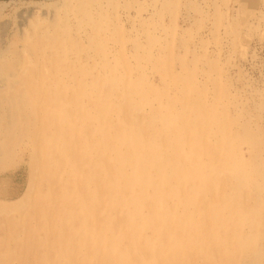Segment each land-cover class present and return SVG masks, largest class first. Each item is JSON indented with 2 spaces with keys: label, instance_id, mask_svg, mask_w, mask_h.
Instances as JSON below:
<instances>
[{
  "label": "rangeland",
  "instance_id": "obj_1",
  "mask_svg": "<svg viewBox=\"0 0 264 264\" xmlns=\"http://www.w3.org/2000/svg\"><path fill=\"white\" fill-rule=\"evenodd\" d=\"M0 94V264H264V0H0Z\"/></svg>",
  "mask_w": 264,
  "mask_h": 264
},
{
  "label": "bare ground",
  "instance_id": "obj_2",
  "mask_svg": "<svg viewBox=\"0 0 264 264\" xmlns=\"http://www.w3.org/2000/svg\"><path fill=\"white\" fill-rule=\"evenodd\" d=\"M55 7H56V6H55ZM63 10H64V9H63ZM56 17H57V16H56ZM51 19H52V18H51ZM42 20H43V19H42ZM34 22H35V21H34ZM37 24H38V23H37ZM33 25H34V24H33ZM31 27H32V26H31ZM41 36H42V35H41ZM24 39H25V38H24ZM26 39H27V38H26ZM28 39H29V38H28ZM28 39H27V40H28ZM37 43H38V42H37ZM55 44H56V43H55ZM59 44H60V43H59ZM53 45H54V44H53ZM57 45H58V44H57ZM59 46H60V45H59ZM57 48H59V47H57ZM60 48H61V47H60ZM204 48H205V47H204ZM61 49H62V48H61ZM24 56H25V55H24ZM21 58H22V57H21ZM21 58H20V59H21ZM59 58H60V57H59ZM22 59H24V58H22ZM145 59H146V58H145ZM15 60H16V59H15ZM164 60H165V59H164ZM23 61H24V60H23ZM23 61H22V62H23ZM55 61H56V59H55ZM24 62H25V61H24ZM162 62H163V61H162ZM162 62H161V64H162ZM12 63H13V62H12ZM166 63H167V62H166ZM21 64H22V63H21ZM73 64H74V63H73ZM73 64H72V66H73ZM17 65L19 66L20 64H16V66H17ZM25 65H26V64H25ZM70 65H71V64H70ZM75 65H76V64H75ZM167 65H168V64H167ZM21 66H22V65H21ZM21 66H20V67H21ZM31 66H32V65H31ZM76 66H77V65H76ZM161 66H163V65H160V67H161ZM169 66H170V65H169ZM34 67H35V66H34ZM165 67H166V66H165ZM73 68H76V67H73ZM80 68H81V67H80ZM166 68H168V67H166ZM67 69H68V68H67ZM67 69H66V70H67ZM173 69H174V68H173ZM23 70H24V69H23ZM23 70H22V71H23ZM83 70H84V69H83ZM88 70H89V69H88ZM168 70H169V69H168ZM78 71H79V70H78ZM89 71H90V70H89ZM12 72H13V71H12ZM170 72H171V71H170ZM69 73H70V72H69ZM71 73H72V72H71ZM11 74L13 75V73H11ZM72 74H74V73H72ZM83 74H84V73H83ZM88 74H89V73H88ZM31 76H32V75H31ZM170 76H171V75H170ZM89 77H91V75H90ZM8 78H9V77H8ZM35 79H36V78H35ZM92 79H93V78H92ZM104 80H105V79H104ZM19 81H20V80H19ZM34 81H35V80H34ZM93 82H94V80H93ZM100 82H101V81H100ZM19 83H20V82H19ZM27 83H28V82H27ZM35 83H36V81H35ZM123 83H124V82H123ZM10 84H11V83H10ZM10 84H9V85H10ZM95 84H96V83H95ZM124 84H125V83H124ZM134 84H135V83H134ZM12 85H13V84H12ZM12 85H11V86H12ZM36 85H37V84H36ZM100 85H101V84H100ZM100 85H99V86H100ZM111 85H112V84H111ZM32 86H33V85H32ZM74 86H75V85H74ZM93 86H94V84H93ZM109 86H110V85H109ZM133 86H134V85H133ZM34 87H35V86H34ZM34 87H33V88H34ZM113 87H114V86H113ZM129 87H130V86H129ZM216 87H217V86H216ZM76 88H77V87H76ZM76 88H75V89H76ZM104 88H105V87H104ZM89 89H90V88H89ZM91 89H92V88H91ZM93 89H94V88H93ZM96 89H97V88H96ZM106 89H107V88H106ZM106 89H105V90H106ZM164 89H165V88H164ZM164 89H163V91H164ZM76 90H77V89H76ZM87 90H88V89H87ZM97 90H98V89H97ZM99 90H100V89H99ZM99 90H98V92H99ZM102 90H103V89H102ZM129 90H131V88H130ZM141 90H142V89H141ZM217 90H218V89H217ZM103 91H104V90H103ZM114 91H116V90H114ZM126 91H127V90H126ZM138 91H139V90H138ZM142 91H143V90H142ZM156 91H157V90H156ZM14 92H15V91H14ZM20 92H21V91H20ZM20 92H19V93H20ZM87 92H88V91H87ZM87 92H85V93H87ZM127 92H128V91H127ZM130 92H131V91H130ZM149 92H150V91H149ZM149 92H148V93H149ZM153 92H154V91H153ZM158 92H160V91H158ZM19 93H18V91H17V94H19ZM26 93H27V92H26ZM76 93H77V92H76ZM112 93H113V92H112ZM132 93H133V92H132ZM141 93H142V92H141ZM160 93H161V92H160ZM15 94H16V93H15ZM17 94H16V95H17ZM69 94H70V93H69ZM77 94H78V93H77ZM77 94H76V95H77ZM133 94H134V93H133ZM150 94H151V92H150ZM161 94H162V93H161ZM0 95H3V94H0ZM5 95H6V94H5ZM12 95H13V94H12ZM20 95H21V94H20ZM60 95H61V94H60ZM97 95H98V94H97ZM128 95H130V94H128ZM137 95L139 96V94H136V96H137ZM141 95H142V94H141ZM148 95H149V94H148ZM148 95H146V96H148ZM154 95H155V94H154ZM154 95H153V96H154ZM9 96H10V95H9ZM83 96H84V95H83ZM150 96H151V95H150ZM156 96H157V95H156ZM159 96H160V95H159ZM1 97H2V96H1ZM15 97H16V96H15ZM21 97H22V96H21ZM25 97H26V96H25ZM35 97H36V96H35ZM79 97H80V96H79ZM141 97H142V96H141ZM141 97H140V98H141ZM80 98H81V97H80ZM130 98H131V97H130ZM138 98H139V97H138ZM8 99H9V98H8ZM17 99H18V98H17ZM19 99H20V98H19ZM29 99H30V98H29ZM222 99H223V98H222ZM20 100H21V99H20ZM120 100H121V99H120ZM122 100H123V99H122ZM187 100H188V102H189V99H187ZM187 100H185L186 103H187ZM6 101H7V100H6ZM21 101H22V100H21ZM73 101H74V100H73ZM78 101H79V100H78ZM101 101H102V100H101ZM137 101H138V100H137ZM137 101H136V102H137ZM142 101H143V100H142ZM149 101H151V100H148V102H149ZM4 102H5V101H4ZM30 102H31V100H30ZM48 102H49V101H48ZM56 102H57V101H56ZM79 102H80V101H79ZM92 102H93V101H92ZM143 102H144V101H143ZM145 102H146V101H145ZM145 102H144V103H145ZM170 102H171V101H170ZM10 103H11V102H10ZM51 103H52V102H51ZM120 103H121V102H120ZM120 103H119V104H120ZM129 103H130V102H129ZM146 103H147V102H146ZM181 103H183V102H181ZM13 104H14V102H13ZM34 104H35V103H34ZM44 104H45V103H44ZM72 104H73V103H72ZM123 104H124V103H123ZM126 104H127V103H126ZM130 104H131V103H130ZM136 104H137V103H136ZM139 104H141V103H139ZM197 104H198V105H201V102H197ZM202 104H203V102H202ZM205 104H206V103H205ZM29 105H30V104H29ZM41 105H42V104H41ZM41 105H40V106H41ZM53 105H55V104H53ZM75 105H76V104H75ZM132 105L134 106V104H132ZM137 105H138V104H137ZM137 105H136V106H137ZM143 105H144V104H142V106H143ZM186 105H187V104H186ZM189 105H190V103H189ZM191 105H192V103H191ZM214 105H215V104H213V106H214ZM40 106H39V107H40ZM122 106H123V105H122ZM180 106H181V105H180ZM217 106H219V105H217ZM217 106H215V107H216V110H217ZM14 107H15V106H14ZM18 107H19V106H18ZM34 107H35V106H34ZM34 107H33V108H34ZM119 107H120V106H119ZM123 107H124V106H123ZM125 107H126V106H125ZM140 107H141V106H140ZM182 107H185V106L183 105ZM191 107H192V106H191ZM202 107H204V108H202V109H203V113H202V114L200 113L199 118L196 117V118H197V121H196V122L194 121V122H195L194 124L186 125L185 123L182 122L181 117H183V116H181V114H178V115L176 116V118L179 116V119H181V120H180V123L183 124V125L179 124V127L181 128V130H183V133H184V130H186V133H185V134H187L189 137H190V136H193L194 133L197 132V131H199V130H202V129L204 130L203 126H204L205 121L208 120V114H209V112H208V109L204 106V104H203ZM211 107H212V106H211ZM99 108H100V107H99ZM120 108H121V107H120ZM120 108H119V109H120ZM135 108H136V107H135ZM189 108H190V107H189ZM218 108H219V107H218ZM10 109H11V108H10ZM17 109H18V108H17ZM30 109H31V108H30ZM131 109H132V108H131ZM139 109H140V108H137V110H139ZM163 109H164V108H163ZM174 109H175V108H174ZM176 109H177V108H176ZM198 109H199V107H198ZM212 109H213V108H212ZM20 110H21V109H20ZM77 110H78V109H77ZM180 110H181V109H180ZM196 110H197V107H196ZM196 110H195V111H196ZM210 110H211V109H210ZM223 110H224V109H223ZM223 110H222V113H223ZM29 111H30V110H29ZM99 111H101V110H99ZM125 111H126V110H125ZM171 111H172V110H171ZM176 111H177V110H176ZM211 111H212V110H211ZM211 111H210V112H211ZM213 111H214V112H212L211 114H213V113L215 114V110H214V109H213ZM219 111H220V110H219ZM219 111H218V112H219ZM14 112H15V111H14ZM33 112H34V111H33ZM79 112H80V110H79ZM136 112H137V111H136ZM162 112H163V110H162ZM218 112H216V113L218 114ZM0 113H1V112H0ZM80 113H81V112H80ZM180 113H181V112H180ZM224 113H225V112H224ZM7 114H9V113H7ZM10 114H11V113H10ZM78 114H79V113H78V111H77V115H78ZM187 114H188V113H187ZM196 114H198V113H196ZM220 114H221V113H220ZM15 115H16V114H15ZM19 115H20V114H19ZM77 115H76V116H77ZM101 115H102V114H101ZM209 115H210V114H209ZM225 115H226V114H224V118L226 117ZM17 116H18V115H17ZM21 116H22V115H21ZM25 116H26V114H25ZM27 116H28V115H27ZM57 116H58V115H57ZM70 116H71V115H70ZM102 116H103V115H102ZM102 116H101V118H102ZM150 116H151V115H150ZM210 116H214V115H210ZM49 117H50V116H49ZM49 117H48V118H49ZM71 117H72V116H71ZM79 117H80V116H79ZM134 117H135V116H134ZM220 117H221V116H220ZM54 118H55V115H54ZM124 118H125V117H124ZM128 118H129V117H128ZM144 118H145V117H144ZM144 118H143V119H144ZM151 118H152V117H151ZM209 118H210V117H209ZM224 118H223V119H224ZM131 119H132V116H131ZM131 119H130V120H131ZM134 119H135V118H134ZM211 119H212V117H211ZM216 119H218V121H220V119H219L218 117H217ZM235 119H236V118H235ZM238 119H239V118H238ZM238 119H237V120H238ZM0 120H1V119H0ZM36 120H37V119H36ZM51 120H52V119H51ZM56 120H57V119H56ZM58 120H59V119H58ZM77 120H78V119H77ZM124 120H125V119H124ZM128 120H129V119H128ZM165 120H166V118H164V121H165ZM168 120H169V118H168ZM186 120H187V119H186ZM188 120H189V119H188ZM14 121H15V119H14ZM26 121H27V120H26ZM26 121H25V122H26ZM34 121H35V119H34ZM48 121H49V120H48ZM70 121H71V120H70ZM72 121H74V120H72ZM134 121H135V120H134ZM137 121H138V120H137ZM143 121H146V120H143ZM147 121H148V120H147ZM147 121H146V122H147ZM154 121H155V120H154ZM176 121H178V120L175 119L174 122H176ZM189 121H190V120H189ZM216 121H217V120H216ZM226 121H228V120H226ZM226 121H225V122H226ZM1 122H2V121H1ZM25 122H24V123H25ZM31 122H32V121H31ZM31 122H30V123H31ZM131 122H132V121H131ZM138 122H139V121H138ZM150 122H151V120H150ZM158 122H159V121H158ZM187 122H188V121H187ZM187 122H186V123H187ZM198 122H199V123H198ZM220 122H221V121H220ZM235 122H236V121H235ZM238 122H239V121H238ZM27 123H29V122H27ZM51 123H52V122H51ZM129 123H130V121H129ZM141 123H142V122H141ZM176 123H177V122H176ZM176 123H175V124H176ZM212 123H214V122L212 121ZM212 123H211V124H212ZM240 123L242 124V121H241ZM102 124H103V123H102ZM126 124H127V123H126ZM142 124H143V123H142ZM142 124H139V126L142 125ZM184 124H185V125H184ZM197 124H198V125H197ZM219 124H220V123H219ZM221 124H222V123H221ZM251 124H253V123H251ZM1 125H2V124H1ZM25 125H26V124H25ZM27 125H28V124H27ZM27 125H26V126H27ZM31 125H32V124H31ZM50 125H51V124H50ZM52 125H53V124H52ZM134 125H135V124H134ZM134 125H132V126H134ZM152 125H153V124H152ZM152 125H151V126H152ZM177 125H178V124H177ZM225 125H226V124H225ZM244 125H245V124H244ZM28 126H29V125H28ZM59 126H60V125H59ZM74 126H76V125H74ZM136 126H137V125H136ZM144 126H145V125H144ZM156 126H157V125H156ZM249 126H251V125H249ZM252 126H253V125H252ZM17 127H18V126H17ZM33 127H34V126H33ZM130 127H131V124H130ZM200 127H201V129H200ZM219 127H221V125H219ZM30 128H31V127H30ZM104 128H105V127H103V129H104ZM134 128H135V127H134ZM216 128H218V127H216ZM239 128H240V127H239ZM243 128H244V127H243ZM34 129H36V127H35ZM50 129H51V128H50ZM77 129H78V128H77ZM129 129H130V128H128V130H129ZM145 129H146V128H145ZM149 129H150V128H149ZM157 129H158V128H157ZM221 129H222V128H221ZM237 129H238V128H237ZM237 129H236V131H238ZM241 129H242V128H241ZM251 129H252V128H251ZM75 130H76V129H75ZM75 130H74V132H75ZM130 130H131V129H130ZM134 130H135V129H134ZM178 130H179V129H177V132H178ZM191 130H192V131H191ZM222 130H223V129H222ZM222 130H221V131H222ZM244 130H246V128H245ZM249 130H250V129H249ZM12 131H13V130H12ZM22 131H23V130H22ZM27 131H29V130H27ZM147 131H148V130H147ZM149 131H150V130H149ZM239 131H240V130H239ZM253 131H254V130H253ZM25 132H26V131H25ZM30 132H32V130H31ZM34 132H35V131H34ZM132 132H134V131H132ZM135 132H136V133H135V138H134V139H139V138H141V139L145 140V141L142 140L144 143H146V144H144L145 147L150 148V146H151L150 140H149V141L147 140V138H149L150 136H149V137H148V136H145V132H146V131H145L143 128H140V129L136 130ZM233 132H234V131H233ZM245 132H246V131H245ZM22 133H23V132H22ZM60 133H61V132H60ZM60 133H59V134H60ZM180 133H181V132H180ZM228 133H229V132H228ZM234 133L236 134V132H234ZM240 133H241V132H240ZM240 133H239V134H240ZM249 133H250V132H249ZM251 133H252V132H251ZM253 133L255 134V132H253ZM4 134H5V133H4ZM24 134H25V133H24ZM49 134H51V133H49ZM59 134H58V135H59ZM154 134H155V133H154ZM185 134H184V135H185ZM58 135H57V136H58ZM74 135H75V134H74ZM74 135H73V136H74ZM157 135H158V134H157ZM175 135H176V134H175ZM181 135H182V134H181ZM221 135H223V132H222ZM226 135H227V134H226ZM237 135H238V134H237ZM255 135H257V134H255ZM255 135L250 134V137H251V136L254 137ZM15 136H16V135H15ZM59 136H60V135H59ZM159 136H160V135H159ZM159 136H158V137H159ZM177 136H178V135H177ZM238 136H239V135H238ZM244 136H245V135H244ZM244 136H242V137H244ZM247 136H248V134H247ZM78 137H79V136H78ZM228 137H229V135H228ZM248 137H249V136H248ZM255 137H256V136H255ZM260 137H261V136H260ZM17 138H18V137H17ZM160 138H161V139H164L163 136H160ZM191 138H192V137H191ZM224 138H225V137H224ZM256 138H257V137H256ZM261 138H262V137H261ZM261 138H260V139H261ZM15 139H16V138H15ZM39 139H40V138H39ZM47 139H48V138H47ZM74 139H75V138H74ZM78 139H79V138H78ZM225 139H226V138H225ZM235 139H236V138H235ZM235 139H234V141H235ZM237 139H238V138H237ZM254 139H255V138H254ZM254 139H253V140H254ZM57 140H58V139H57ZM61 140H62V139H61ZM66 140H67V139H66ZM219 140H220V139H219ZM228 140H229V139H228ZM256 140H259V139H256ZM256 140H255V141H256ZM16 141H17V140H16ZM16 141H15V142H16ZM44 141H45V140H44ZM71 141H72V140H71ZM155 141H156V140H155ZM261 141H262V140H261ZM39 142H41V141H39ZM46 142H47V141H46ZM48 142H49V141H48ZM69 142H70V141H69ZM69 142H68V143H69ZM74 142H75V141H74ZM74 142H73V143H74ZM170 142H171V141H170ZM218 142H219V141H218ZM230 142H231V141H230ZM230 142H229V144H231ZM232 142H233V141H232ZM238 142H239L240 147H241V146H244L245 144H248V143H246V142H247V138H241V137H240V139H239ZM256 142H257V141H256ZM262 142H263V141H262ZM6 143H7V142H6ZM33 143H34V142H33ZM59 143H60V142H59ZM63 143H64V142H63ZM153 143H154V142H153ZM221 143H222V142H221ZM224 143H225V142H224ZM251 143H252V142H251ZM253 143H254V142H253ZM258 143H259V142H257V144H258ZM12 144H13V142H12ZM47 144H48V143H47ZM120 144H121V143H120ZM123 144H124V143H123ZM218 144H220V142H219ZM254 144H255V143H254ZM259 144H260V143H259ZM8 145H9V144H8ZM59 145H60V144H59ZM124 145H125V144H124ZM262 145L264 146V144H262ZM74 146H75V145H74ZM78 146H80V145H78ZM100 146H101V145H100ZM109 146L112 147V145H109ZM135 146H136V145H135ZM222 146H223V145H222ZM225 146L228 147L229 145H226V144H225ZM249 146H252V148H253V145H249ZM259 146H260V145H259ZM10 147H11V146H10ZM39 147L41 148V146H39ZM65 147H66V146H65ZM68 147H69V146H68ZM68 147H67V148H68ZM81 147H82V146H81ZM107 147H108V146H107ZM113 147H114V146H113ZM113 147H112V148H113ZM132 147H133V146H132ZM138 147H139V146H138ZM145 147H144V148H145ZM218 147H219V146H218ZM237 147H239V146H237ZM8 148H9V147H8ZM49 148H50V146H49ZM84 148H85V147H84ZM87 148H88V146H87ZM87 148H85V149H87ZM90 148H91V147H90ZM101 148H102V147H101ZM135 148H136V147H135ZM144 148H143V149H144ZM54 149H56V148L54 147ZM131 149H132V148H131ZM131 149H130V150H131ZM138 149H139V148H138ZM145 149H146V148H145ZM225 149H227V148H225ZM258 149H259V148H258ZM262 149H263V148H262ZM80 150H81V149H80ZM100 150H101V149H100ZM128 150H129V149H128ZM219 150H221V149L219 148ZM253 150H255V151H253ZM7 151H8V150H7ZM83 151H85V150H83ZM86 151H87V150H86ZM88 151H89V150H88ZM96 151H98V150H96ZM122 151H123V150H122ZM125 151H126V150H125ZM132 151H134V150H132ZM143 151H145V150H143ZM148 151H149V150H147V152H148ZM234 151H235V150H234ZM252 151H253V152H252ZM252 151H251V152L254 153V154L251 155V156H253V158H254V160H255V163L257 164V161H256V160L258 159L259 154H260L261 151L258 152V150H257V149H254V148L252 149ZM79 152L82 154V151H79ZM99 152H101V151H99ZM118 152H119V151H118ZM135 152H136V151H135ZM141 152H142V151H141ZM149 152H150V151H149ZM174 152H175V151H174ZM174 152H173V153H174ZM91 153H92V152H91ZM101 153H102V152H101ZM106 153H107V152H106ZM116 153H117V151H116ZM122 153H123V152H122ZM143 153H144V152H143ZM257 153H259V154H257ZM34 154H35V153H34ZM49 154H50V151H49ZM60 154H61V153H60ZM107 154H108V153H107ZM131 154H132V153H131ZM137 154H139V150H138ZM230 154H231V153H230ZM249 154H250V153H249ZM249 154H248V155H249ZM261 154H262V153H261ZM263 154H264V153H263ZM54 155H55V154H54ZM89 155H90V154H89ZM102 155H103V154H102ZM132 155H133V156H136L135 153L132 154ZM141 155H142V154H141ZM236 155H237V154H236ZM75 156H76V155H75ZM79 156H80V154H79ZM87 156H88V155H87ZM105 156H106V155H105ZM108 156H109V154H108ZM146 156H147V155H146ZM261 156H262V155H261ZM120 157H121V156H120ZM262 157H263V156H262ZM60 158H61V157H60ZM90 158H91V157H90ZM103 158H105V157H103ZM141 158H142V157H141ZM250 158H251V157H250ZM139 159H140V158H139ZM143 159H144V158H143ZM48 160H49V159H48ZM96 160H97V159H96ZM129 160H131L130 157H129V159H127V161H129ZM133 160H134V159H133ZM149 160H150V159H149ZM233 160L236 162V165H235V167H234V170L237 171V170L240 168L239 165L243 163V162H242V158H240L239 156H236V160H235V158H233ZM250 160H252V159H250ZM46 161H47V160H46ZM46 161H45V162H46ZM66 161H67V159L65 160V162H66ZM138 161H140V160H138ZM150 161H151V160H150ZM55 162H56V161H55ZM67 162H68V161H67ZM69 162H70V161H69ZM98 162H99V161H98ZM106 162H108V161H106ZM235 162H234V163H235ZM251 162H254V161H251ZM48 163H49V162H48ZM79 163H80V162H79ZM100 163H102V162H100ZM110 163H111V161H110ZM110 163H109V164H110ZM140 163H141V162H140ZM145 163H146V162H145ZM183 163H184V162H183ZM258 163H259V162H258ZM68 164H69V163H68ZM147 164H148V163H147ZM149 164L152 165V163H150V162H149ZM190 164H191V162H190ZM250 164H251V163H250ZM252 164H253V163H252ZM256 164H255V165H256ZM259 164H261V163H259ZM69 165H70V164H69ZM71 165H72V164H71ZM71 165H70V166H71ZM94 165H95V164H94ZM97 165H100V164H97ZM101 165H103V164H101ZM141 165H143V164H141ZM150 165L148 166L149 168H150ZM47 166H48V165H47ZM51 166H52V165H51ZM51 166H50V167H51ZM56 166H57V165H56ZM73 166H75V165H73ZM110 166H111V165H110ZM138 166H140V165H138ZM48 167H49V166H48ZM52 167H53V166H52ZM80 167H81V166H80ZM151 167H152V166H151ZM190 167H191V166H190ZM253 167H254V166H253ZM63 168H64V167H63ZM83 168H84V167H83ZM97 168H98V167H97ZM102 168H103V167H102ZM132 168H135V167L132 166ZM255 168H256V175H257L259 178L262 179V182H263V190H264V163L261 164V165H258V164H257V165L255 166ZM255 168H253V169H255ZM108 169H109V167H108ZM230 169H231V168H230ZM69 170H70V169H69ZM71 170H72V169H71ZM73 170H74V169H73ZM73 170H72V171H73ZM82 170H83V169H82ZM145 170H146V169H145ZM161 170H162V169H161ZM161 170H160V171H161ZM231 170H232V169H231ZM53 171H54V170H53ZM57 171H58V170H57ZM67 171H68V169H67ZM92 171H93V170H92ZM99 171H101V170H99ZM224 171H225V170H224ZM77 172H78V170H77ZM87 172H89V171H87ZM93 172H94V171H93ZM118 172H119V171H118ZM157 172H158V171H157ZM233 172H234V171H233ZM51 173H52V172H51ZM55 173H56V172H55ZM73 173H74V172H73ZM220 173H221V172H220ZM222 173H223V172H222ZM235 173H238V171L235 172ZM235 173H234V174H235ZM47 174H49V172H48ZM89 174H90V173H89ZM137 174H138V173H137ZM148 174H149V173H148ZM58 175H59V174H58ZM83 175H84V174H83ZM104 175H105V174H104ZM104 175H103V176H104ZM140 175H141V174H140ZM140 175H139V176H140ZM143 175H144V173H143ZM223 175H224V174H223ZM85 176H86V175H85ZM105 176H106V175H105ZM235 176H236V175H235ZM253 176H254V175H253ZM52 177H53V176H52ZM64 177H65V176H64ZM88 177H89V176H88ZM106 177H107V176H106ZM122 177H123V175H122ZM140 177H141V176H140ZM220 177H221V176H220ZM229 177H231V176H229ZM232 177H233V176H232ZM73 178H75V176H74ZM73 178H72V180H73ZM79 178H80V177H79ZM84 178H85V177L83 176V179H84ZM102 178H103V177H102ZM126 178H127V177H126ZM81 179H82V176H81ZM81 179H79V180H81ZM90 179H91V178H89V180H90ZM108 179H109V178H108ZM123 179H125V178L123 177ZM223 179H224V178H223ZM223 179H222V180H223ZM229 179H230V178H229ZM235 179H236V178H235ZM74 180H75V179H74ZM84 180H85V179H84ZM91 180H92V179H91ZM137 180H138V179H137ZM158 180H159V179H158ZM171 180H172V179H171ZM226 180H227V179H226ZM226 180H223V183H224V181L226 182ZM103 181H104V180H103ZM107 181H108V180H107ZM134 181H135V180H134ZM156 181H157V180H156ZM161 181H162V180H161ZM163 181H164V178H163ZM219 181H220V179H219ZM230 181H231V180H230ZM233 181H234V180H233ZM252 181H253V180H252ZM83 182H84V181H83ZM104 182H105V181H104ZM126 182H127V181H126ZM102 183H103V182H102ZM106 183H107V182H106ZM109 183H110V182H108V184H109ZM251 183H252V182H251ZM70 184H71V183H70ZM93 184H94V181H93ZM110 184H111V183H110ZM133 184H134V182H133ZM156 184H157V183H156ZM164 184H165V182H164ZM166 184H167V183H166ZM173 184H174V183H173ZM218 184H220V183H218ZM224 184H225V183H224ZM231 184H232V183H231ZM233 184L235 185V183H233ZM233 184H232V185H233ZM249 184H250V183H249ZM94 185H95V184H94ZM102 185H103V184H102ZM148 185H149V184H148ZM158 185H159V184H158ZM171 185H172V184H171ZM221 185H222V181H221ZM226 185H227V184H226ZM79 186H80V185H79ZM105 186L108 187V185H105ZM130 186H131V185H130ZM145 186H146V185H145ZM176 186H177V185H176ZM219 186H220V185H219ZM228 186H229V185H228ZM236 186H237V184H236ZM238 186H239V185H238ZM132 187H133V186H132ZM220 187H221V186H220ZM229 187H230V186H229ZM233 187H235V186H233ZM252 187H253V186H252ZM71 188H74V187H71ZM105 188H106V187H105ZM222 188H223V187H222ZM222 188H221V189H222ZM226 188H227V187H226ZM176 189H177V188H176ZM236 189H238V187H237ZM244 189H245V188H244ZM99 190H100V189H99ZM102 190H103V189H102ZM105 190H106V189H105ZM110 190H111V188H110ZM151 190H152V189H151ZM156 190H157V189H156ZM170 190H171V189H170ZM229 190H230V189H229ZM245 190H246V189H245ZM84 191H85V189H84ZM107 191H108V189H107ZM111 191H112V190H111ZM176 191H177V190H176ZM178 191H180V190H178ZM232 191H233V188H232ZM234 191H235V189H234ZM239 191H240V190H239ZM239 191H238V192L236 191V193L238 194ZM91 192H92V189H91ZM94 192H95V191H93V193H94ZM99 192H100V191H99ZM114 192L116 193L117 191H114ZM114 192L112 191V193H114ZM149 192H150V191H149ZM261 192H262V191H261ZM104 193H105V192H104ZM109 193H111V192H109ZM146 193H147V190H146ZM151 193H153V192H151ZM230 193H231V192H230ZM241 193H242V192H241ZM245 193H246V192H245ZM85 194H86V193H85ZM85 194H84V195H85ZM99 194H100V193H98V195H99ZM105 194H106V193H105ZM117 194H118V193H117ZM175 194H178V193H175ZM228 194H229V193H228ZM260 194H261V193H260ZM81 195H82V193H81ZM150 195H151V194H150ZM230 195H231V194H230ZM230 195H227V196H230ZM241 195H242V194H241ZM244 195H245V194H244ZM263 195H264V194H263ZM111 196H112V195H110V197H111ZM145 196H146V195H145ZM148 196H149V195H148ZM158 196H159V195H158ZM227 196H226V198H227ZM233 196H234V195H233ZM260 196H261V195H260ZM84 197H85V196H84ZM106 197H108V196H106ZM161 197H162V196H161ZM240 197H241V196H240ZM80 198H82V196H81ZM87 198H88V197H87ZM237 198H238V197H237ZM116 199H117V198H116ZM119 199H120V198H118L117 200L119 201ZM141 199H143V198H141ZM163 199H164V198H163ZM176 199H177V198H176ZM77 200H78V199H77ZM150 200H151V199H150ZM154 200H157V198L154 199ZM164 200H165V199H164ZM174 200H175V199H174ZM180 200H181V199H180ZM192 200H193V199H192ZM261 200H262V199H261ZM140 201H141V200H140ZM165 201H166V200H165ZM203 201H204V200H203ZM71 202H72V201H71ZM75 202H76V201H75ZM80 202H81V201H80ZM205 202H206V201H205ZM205 202H204V203H205ZM207 202H209V201H207ZM218 202H219V201H218ZM227 202H229V203L231 204V200H228V198H227ZM234 202H235V201H234ZM236 202H237V201H236ZM238 202H239V201H238ZM81 203H82V202H81ZM83 203H84V202H83ZM120 203H121V202H120ZM120 203H118V204H120ZM141 203H142V202H141ZM155 203H157V201H156ZM178 203H179V202H178ZM209 203H210V202H209ZM138 204H139V203H138ZM159 204H160V203H159ZM168 204H169V203H168ZM79 205H80V204H79ZM84 205H85V204H84ZM84 205H83V206H84ZM91 205H92V204H91ZM91 205H90V206H91ZM81 206H82V204H81ZM87 206H88V205H87ZM144 206H145V204H144ZM146 206H147V205H146ZM151 206H152V205H151ZM162 206H163V205H162ZM231 206H232V205H231ZM256 206H257L256 208L259 207V210L261 209V204H260V203H257ZM79 207H80V206H79ZM79 207H78V208H79ZM169 207H170V205H169ZM175 207H176V206H175ZM175 207H173V208L175 209ZM80 208H81V207H80ZM83 208H84V207H83ZM177 208H178V207H177ZM181 208H182V207H181ZM85 209L88 210V207L85 208ZM93 209H94V208H93ZM188 209H189V208H188ZM191 209H192V207H191ZM79 210H81V209H79ZM83 210H84V209H83ZM86 210H85V211H86ZM158 210H159V209H158ZM178 210H180V209H178ZM85 211H83V212H85ZM147 211H148V210H147ZM155 211H156V210H155ZM174 211H175V210H174ZM79 212H82V211H79ZM178 212H179V211H178ZM157 213H158V211H157ZM76 214H77V213H76ZM85 214H86V213H85ZM257 214H258L257 216H259V213H257ZM79 215H80V214H79ZM192 215H193V214L190 215V213H189V216H192ZM170 216H171V215H170ZM189 216H188V217H189ZM72 217H73V216H72ZM83 217H84V216H83ZM80 218H81V217H80ZM118 218H119V217H118ZM118 218H117V219H118ZM207 218H208V216H207ZM213 218H214V217H213ZM215 218H217V217H215ZM183 219H184V218H183ZM183 219H182V220H183ZM192 219H193V218H192ZM194 219H195V217H194ZM259 219H262V218H259ZM180 220H181V219H180ZM190 220H191V219H190ZM226 220H227V219H226ZM61 221H62V220H61ZM63 221H64V218H63ZM66 221H67V220H66ZM217 221H218V220H217ZM175 222H176V221H175ZM193 222H194V221H193ZM205 222H206V221H205ZM262 222H263V221H262ZM62 223H63V222H62ZM173 223H174V222H173ZM185 223H186V222H185ZM207 223H208V222H206V224H207ZM215 223H216V222H215ZM66 224H67V223H66ZM180 224H181V223H180ZM180 224H179V225H180ZM196 224H198V223H196ZM196 224H195V225H196ZM210 224H211V223H210ZM210 224H209V226H210ZM218 224H219V223H218ZM166 225H167V224H166ZM173 225H174V224H172V226H173ZM177 225H178V223L175 224L174 226H177ZM184 225H185V224H184ZM203 225H205V224H203ZM211 225H212V224H211ZM200 226H201V225H200ZM62 227H63V226H62ZM213 227H215V226H213ZM213 227H212V228H213ZM216 227H217V226H216ZM200 228H202V227H200ZM254 228H256V227H254ZM214 229H215V228H214ZM252 230H254V229H252ZM249 231H250V230H249ZM256 231H257V230H256ZM256 231H255V232H256ZM180 233H181V232H180ZM180 233H179V234H180ZM252 233H253V232H252ZM252 233H251V234H252ZM263 233H264V232H263ZM263 233H262V234H263ZM254 234H255V233H253V235H254ZM183 235H184V234H183ZM260 235H261V233H260ZM47 236H48V235H47ZM215 238H216V237H215ZM181 239H182V238H180V240H181ZM186 239H188V238H186ZM186 239H184V240H186ZM257 240H258V239H257ZM216 241L218 242V238H217ZM224 241H225V240H224ZM148 245H149V244H148ZM148 245H146V247H148ZM260 245H261V244H260ZM150 247H151V246H149V248H150ZM213 247L215 248V246H213ZM259 247H260V246H259ZM140 248H141V247H140ZM218 248H219V247H218ZM224 248H225V247H223V249H224ZM219 249H220V248H219ZM223 249H222V251H223ZM222 251H221V252H222ZM211 252H213V250H211ZM218 253H219V251H218ZM258 253H260V249H258ZM258 261H259V260H258ZM260 261H261V260H260ZM261 262H262V261H261Z\"/></svg>",
  "mask_w": 264,
  "mask_h": 264
}]
</instances>
